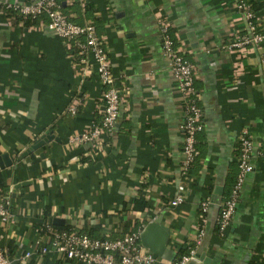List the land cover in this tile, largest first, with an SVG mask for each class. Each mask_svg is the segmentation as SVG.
I'll return each mask as SVG.
<instances>
[{
    "label": "crops",
    "instance_id": "crops-1",
    "mask_svg": "<svg viewBox=\"0 0 264 264\" xmlns=\"http://www.w3.org/2000/svg\"><path fill=\"white\" fill-rule=\"evenodd\" d=\"M238 2L60 0L71 21L94 24L118 78L120 110L106 143L70 141L103 116L104 88L92 56L73 54L45 25L46 18L25 25L16 19L19 12L0 7V154L12 160L0 170L2 195L12 213L0 220V247L12 257L33 252L13 264H83L52 250L38 251L47 223L91 237H118L141 232L157 217L169 231L161 258L176 259L181 247L195 243L200 206L207 200L204 234L195 247L206 263L196 264H264V40L242 50L226 47L234 34L249 32ZM160 21L169 24L175 44L194 67L203 110L199 155L186 173L180 170L182 96L162 51ZM256 23L264 32V10ZM243 130L253 142V169L244 177L230 224L219 234V208L235 182ZM50 132L58 140L34 151L43 158L18 159ZM180 185L183 201L171 206ZM216 187H222L221 194ZM139 197L148 207L130 209Z\"/></svg>",
    "mask_w": 264,
    "mask_h": 264
},
{
    "label": "built area",
    "instance_id": "built-area-1",
    "mask_svg": "<svg viewBox=\"0 0 264 264\" xmlns=\"http://www.w3.org/2000/svg\"><path fill=\"white\" fill-rule=\"evenodd\" d=\"M10 11H17L24 17L38 18L44 21L46 26L62 38L69 47L75 45L81 56L91 55L95 62V69L100 84L103 86L102 100L104 111L102 119L98 124H93L88 130L81 132L78 136L70 137L71 142L89 143L99 139L107 141V136L113 131L120 110L121 89L118 78L112 72L108 53L106 52L102 38L97 34L93 24H78L69 20L62 12L60 0H36L33 4H3ZM239 10L244 12L249 21V32L246 34H234L233 39L227 44L228 49H245L247 46H256L264 40V32H259L256 16L248 3L239 0ZM159 33L161 47L167 59L168 68L176 81L182 96L184 120L181 125L183 132V161L180 170L186 173L199 155L197 147V134L204 127L203 110L199 105V94L194 86L195 71L192 63L188 60L182 49L175 44L170 32V26L166 21H160ZM71 113L76 112V107L69 108ZM106 146V145H105ZM253 153V142L246 130L239 136L237 166L235 182L231 187L229 195L225 198L219 208L217 218V232L223 234L227 229L235 213L239 190L247 173L251 172L253 166L251 158ZM183 186L178 187V192L171 199L170 205L176 206L183 201ZM0 195V220L6 222L12 213L6 207L7 200ZM209 201H203L200 206L198 234L195 246L190 248L189 254L180 258L165 261L156 254L148 252L142 247L139 239V230H130L118 237L103 236L91 237L86 233L78 231H67L54 229L49 223L43 225L46 231L45 241L39 245L38 251L46 253L52 250L61 258L71 261L76 260L83 264H186L195 254L204 234L206 212ZM42 228V227H41ZM42 228V229H43ZM33 252L27 250L25 253L12 257L5 249L0 247V264H13L25 262Z\"/></svg>",
    "mask_w": 264,
    "mask_h": 264
},
{
    "label": "water",
    "instance_id": "water-1",
    "mask_svg": "<svg viewBox=\"0 0 264 264\" xmlns=\"http://www.w3.org/2000/svg\"><path fill=\"white\" fill-rule=\"evenodd\" d=\"M55 139L58 140L54 135L50 132L47 134H42L37 140H35L19 157L18 159L25 157L26 155H30L33 161H38L40 158L44 157V153H39L36 155L34 151L38 148L46 144L48 141ZM12 164V160L7 153L0 154V170L4 169L7 166ZM26 183V182H23ZM215 192L218 194L222 193V187L218 189L215 188ZM55 223L62 222L59 218H55L53 220ZM161 218L157 217L151 221H149L144 228L141 230L139 234V239L142 247H144L148 252L156 254L158 256H163L166 252V246L169 238V231L163 228L160 225ZM201 260L206 263L205 260L201 258V256L195 254V256L188 262V264H196L197 261Z\"/></svg>",
    "mask_w": 264,
    "mask_h": 264
},
{
    "label": "trees",
    "instance_id": "trees-1",
    "mask_svg": "<svg viewBox=\"0 0 264 264\" xmlns=\"http://www.w3.org/2000/svg\"><path fill=\"white\" fill-rule=\"evenodd\" d=\"M246 3L249 4L251 10L253 11V13L255 14V16H258L259 13L264 10V0H248ZM62 8V6H61ZM13 15L16 13L11 12ZM64 13V12H63ZM16 19H22V21H24L25 25H29L35 22L36 19L30 18V17H24L22 15H19L16 13ZM68 18V16H66ZM69 19V18H68ZM70 20V19H69ZM76 23V22H75ZM89 23V22H88ZM86 23V24H88ZM91 24H93L92 22H90ZM94 25V24H93ZM261 30V29H260ZM264 30V29H263ZM261 30V31H263ZM70 50L73 54H78V50L76 48L75 45H72L70 47ZM234 182V181H233ZM4 192V186L2 184V182L0 181V195ZM226 197V196H225ZM145 207H148V203L141 197L134 199L133 203L130 205V209L133 210H139L142 211ZM200 225V222L198 223ZM57 227V225H54ZM59 227V226H58ZM134 230V229H133ZM194 242H191L189 244H186V246H183L179 249L178 252V256H176L177 258L182 257L183 255H187L189 254L190 248L194 247Z\"/></svg>",
    "mask_w": 264,
    "mask_h": 264
}]
</instances>
